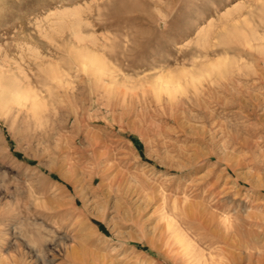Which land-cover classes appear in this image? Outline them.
<instances>
[{
    "label": "rangeland",
    "instance_id": "1",
    "mask_svg": "<svg viewBox=\"0 0 264 264\" xmlns=\"http://www.w3.org/2000/svg\"><path fill=\"white\" fill-rule=\"evenodd\" d=\"M223 24L235 29L222 31ZM208 29L222 33L203 39ZM67 46L104 57L122 91L79 72ZM223 59L234 67L229 79L206 82L195 105L194 90L179 94L190 136L173 121L175 109L140 86ZM52 60L71 86L47 78L43 67ZM0 77V103L9 110L7 121L0 118V264L21 253L22 264H182L171 223L216 242L207 264H264V0H0ZM208 86L219 96L208 97ZM23 87L45 98L39 119L13 101ZM233 96L243 104L218 103ZM211 150L229 158H203ZM97 162L132 182L139 201L129 218L109 209L106 220L90 222L67 204L73 188L58 172L76 170L87 187ZM100 181L98 197L109 191ZM184 210L191 219L180 226ZM91 211L103 214L100 205Z\"/></svg>",
    "mask_w": 264,
    "mask_h": 264
},
{
    "label": "bare ground",
    "instance_id": "2",
    "mask_svg": "<svg viewBox=\"0 0 264 264\" xmlns=\"http://www.w3.org/2000/svg\"><path fill=\"white\" fill-rule=\"evenodd\" d=\"M251 13V12H250ZM230 16V15H229ZM235 16V15H234ZM233 16V18H235ZM237 16V15H236ZM231 18V17H230ZM261 19V18H260ZM230 21V20H229ZM233 22V20H232ZM237 22V20L235 21ZM229 23V22H228ZM240 23V22H238ZM245 23V22H244ZM231 24V23H229ZM252 24V23H251ZM250 24V25H251ZM224 25V24H223ZM225 26V25H224ZM256 26V25H255ZM235 26H228L226 25L222 31H229V29H235ZM246 27V25H245ZM213 28V27H211ZM217 28V27H215ZM255 28V27H254ZM238 29V28H237ZM212 30V29H211ZM217 30V29H216ZM239 31V29H238ZM255 31V30H253ZM221 30L216 33L212 31H205L203 39L205 37H209L211 34H219ZM234 32V31H233ZM236 32V30H235ZM242 30L240 29V34H242ZM170 33V32H169ZM222 33V32H221ZM237 33V32H236ZM174 34V33H173ZM175 35V34H174ZM212 35V36H213ZM238 35V34H237ZM239 36V35H238ZM245 36V35H244ZM242 36L241 38H244ZM215 37V36H214ZM219 37V35H218ZM236 37V36H235ZM212 38V37H211ZM208 38V39H211ZM88 39V38H87ZM201 39V38H200ZM216 39V38H215ZM219 39V38H218ZM217 39V40H218ZM244 40H246L244 38ZM248 40V37H247ZM250 40V39H249ZM90 41V40H89ZM224 41V40H223ZM121 43V42H120ZM216 43V42H215ZM66 44H68L66 42ZM96 44V42L94 43ZM99 44V43H97ZM209 44V42H208ZM214 44V43H213ZM64 45V44H63ZM73 45V44H72ZM137 45V44H136ZM148 45V44H147ZM95 46V45H94ZM97 46V45H96ZM248 46V45H247ZM90 47V46H89ZM199 47V46H198ZM61 48V47H60ZM68 48V46L66 47ZM111 49V48H110ZM208 49V48H207ZM211 49V48H210ZM213 49V48H212ZM113 53V52H112ZM68 57L72 60L73 64L77 67V70L87 76L89 78H92L97 84H108L107 88L109 90H112L114 93L120 89L118 88V81H117V75H115V71L113 67L110 66L102 57L99 55L97 52H94L92 50H89L88 48H83V47H77V46H71L67 50ZM116 56V55H115ZM122 58V57H121ZM225 59V58H224ZM216 60V61H210V62H205L200 65H195V70H190V69H182V70H176L169 71L167 73H162L157 75L153 80L146 81L144 83H141L140 86L143 88V92L145 91L146 93L151 94V96H155L154 98L158 103H162L165 101L166 105H169L170 108H174L175 110L173 111L172 118L173 121L175 122L177 127H179V131L185 136L189 135L190 132L186 129V127L180 123L179 116H178V109H183V107L186 105L185 101L181 100L180 95H188L189 90L192 89L194 90L193 98L189 97L190 101L194 103L195 101H199L201 93H202V88L205 87L206 82H211V83H216L220 82V79H225L227 78L226 76L230 73L231 67H233L230 63H228L226 60ZM229 60V59H228ZM230 62V61H229ZM257 63V62H255ZM249 66V65H248ZM258 66V65H257ZM234 68V67H233ZM69 69V68H68ZM74 70V69H73ZM233 70V69H232ZM43 72L46 74L47 78L49 77L51 82L56 83L59 86H64L65 84L71 86L74 82L68 81L66 78L67 74L65 73L64 66L57 62H49L43 67ZM70 74V73H69ZM77 75V74H75ZM232 75V73H231ZM239 76V75H238ZM28 77V76H27ZM85 77V76H84ZM105 77L109 78V81H105ZM119 77V76H118ZM241 77V76H240ZM243 77V75H242ZM1 78V77H0ZM8 79V78H7ZM229 79V78H227ZM1 80V79H0ZM17 80V79H16ZM46 80V79H45ZM236 80V79H235ZM224 81V80H223ZM3 82V81H2ZM17 82V81H16ZM19 82V81H18ZM24 82V81H23ZM93 82V81H92ZM25 83V82H24ZM27 83V82H26ZM25 83V84H26ZM225 83V82H224ZM20 84V83H19ZM28 84V83H27ZM37 84V83H36ZM123 84V82H122ZM121 84V85H122ZM218 84V83H217ZM234 84V83H232ZM49 85V84H48ZM91 85V84H90ZM125 85V84H124ZM210 85V83H209ZM213 85V84H211ZM238 85V84H237ZM4 86V85H3ZM23 86H25L23 84ZM51 86V85H50ZM84 85H82L83 87ZM99 86V85H98ZM222 86V83H221ZM228 86V85H227ZM16 87V86H15ZM14 87V89H15ZM26 87V86H25ZM29 87V86H28ZM20 88L17 91L15 90V94L13 97V101L17 104V107H26L27 105H30V110L32 111V119H39L46 111L47 103L45 101V98L42 96V94L38 91H35L34 89L29 88ZM35 87V86H34ZM40 87V86H39ZM92 87V86H90ZM103 87V86H102ZM212 86L206 87L207 91V96L210 98H213L216 95V92L214 89L211 88ZM220 87V86H217ZM223 87V86H222ZM85 88V87H84ZM3 89V88H2ZM5 89V88H4ZM76 89V87H75ZM82 89V88H81ZM89 89V88H88ZM101 89V88H100ZM123 89V88H122ZM127 92H128V88ZM218 89V88H217ZM230 89V88H229ZM69 90V89H67ZM72 90V89H71ZM92 90V89H91ZM96 90V89H95ZM94 90V91H95ZM105 90L106 87H105ZM121 90V89H120ZM3 90L2 92H4ZM49 91V90H48ZM52 91V90H50ZM97 91V90H96ZM122 91V90H121ZM126 91V90H125ZM221 91V90H220ZM232 91V90H231ZM11 92V91H9ZM55 92V91H54ZM72 92V91H71ZM93 92V91H91ZM126 92V93H127ZM142 92V94H143ZM14 93V92H12ZM59 93V92H58ZM125 94V93H122ZM180 94V95H179ZM1 95V94H0ZM13 95V94H12ZM114 95V94H113ZM131 95V94H129ZM144 95V94H143ZM164 95L167 96L168 99H164ZM180 96V98L178 97ZM232 95H234L232 93ZM54 96V95H53ZM126 96V95H124ZM134 95H131V97ZM185 96V97H186ZM219 96V95H216ZM10 97V96H9ZM75 97V96H74ZM129 97V96H128ZM178 97V98H177ZM53 98V97H52ZM153 98V97H152ZM231 98V97H230ZM254 98V97H253ZM77 99V98H76ZM79 99V98H78ZM132 98H130L131 100ZM136 100V98H133ZM144 99V98H143ZM187 99V98H186ZM6 101V100H5ZM10 101V100H9ZM139 101V100H138ZM137 101V102H138ZM155 101V102H156ZM1 102V100H0ZM78 102V101H77ZM142 102V101H141ZM217 102V100H216ZM257 102V101H256ZM12 103V102H10ZM14 103V104H15ZM197 103V102H196ZM218 103L227 107L231 106L234 103L242 105V100L239 98H236V96H233V99L231 102L224 101L221 98H219ZM54 104V103H53ZM139 104V102H138ZM163 104V103H162ZM202 104V103H201ZM257 104V103H256ZM12 105V104H11ZM198 105V104H197ZM255 106V105H253ZM222 107V106H221ZM232 107V106H231ZM242 107V106H241ZM244 107V106H243ZM242 107V108H243ZM5 106L0 103V118L4 120H8L7 112L9 110H6ZM19 109V108H18ZM222 109V108H221ZM251 109V108H250ZM258 109V108H257ZM246 110V109H245ZM170 111V112H172ZM247 111V110H246ZM258 111V110H257ZM223 112V111H222ZM20 113V112H19ZM47 113V112H46ZM45 113V114H46ZM209 113V112H208ZM55 114V113H54ZM9 115V113H8ZM28 116V115H27ZM43 116V115H42ZM217 116V115H216ZM126 117V116H125ZM212 117L210 114L209 118ZM43 118V117H42ZM41 118V119H42ZM128 118V117H127ZM120 119V118H119ZM169 119V118H168ZM216 119V118H215ZM37 121V120H36ZM35 121V122H36ZM41 125V124H40ZM178 131V132H179ZM196 132V131H195ZM240 132V131H239ZM238 133V132H237ZM236 133V134H237ZM190 136V135H189ZM192 136V135H191ZM218 152V151H217ZM216 151H208V153L203 154V158H211L212 156H217L218 162H222L225 158L228 159L229 155L227 156H218ZM202 153V152H201ZM202 155V154H201ZM201 158V157H200ZM205 158V159H206ZM217 162V161H216ZM229 163V162H227ZM43 165V163H42ZM72 165V164H71ZM70 165V167H71ZM75 165V164H74ZM228 165V164H227ZM231 165V164H230ZM229 166V165H228ZM118 167V166H117ZM116 167V168H117ZM45 168V167H44ZM48 168V166H47ZM51 168V167H49ZM91 172L89 174V184H87V187L80 186V180L79 178L76 177L78 172L74 170V172L70 175L61 173L62 171L58 172L59 176L61 177L62 180H64L66 183L72 186L73 192H68L70 196V200L67 201V204L72 207L74 211L80 210L87 218L88 221H92V219L95 220H106V211L109 209L111 211H114L121 219H127L132 215L134 208L136 207L139 199L136 197L135 191L132 189V182L129 181V179L125 176V174L120 173L118 171L113 170L112 168H109L105 171L101 170L98 162L97 164L95 163V166L91 167ZM119 168V167H118ZM227 168V167H226ZM52 169V168H51ZM50 169V170H51ZM54 169V168H53ZM78 169V168H77ZM234 169V167H233ZM57 171V170H56ZM51 172H55L54 170H51ZM56 173H54L55 175ZM97 180H107L108 182V188L109 190L106 193L102 192V196L98 197V194L100 193V190L104 185L102 183L99 184V186L94 187V184ZM132 180V178H131ZM100 181V182H101ZM257 187V185H255ZM262 187V186H260ZM67 189V188H66ZM106 191V190H105ZM60 197L66 198V192L60 191ZM101 198V199H99ZM101 201V202H100ZM55 208L60 209L64 206V203L62 200H60L59 197L57 199H54L53 201ZM102 206L103 209V214H95L93 213L94 211H91V208L95 209L96 206ZM138 208H136L137 210ZM183 215V220H181L180 226L187 225V219H191V213L189 211H182ZM72 213V212H71ZM77 213V212H76ZM113 218L115 216H112ZM111 217V218H112ZM201 217V216H200ZM12 220V219H11ZM10 220V221H11ZM15 220V219H14ZM113 220V219H112ZM200 221V220H199ZM14 222V221H13ZM19 222V221H18ZM12 223V222H11ZM207 223V222H206ZM17 224V223H16ZM82 224V223H81ZM85 225V223H83ZM82 224V226H83ZM189 225V224H188ZM208 225V224H206ZM20 226V224H19ZM174 224H169L168 227L172 230L171 236L174 238L171 247L175 248L178 250L177 258L182 264H207V255L206 251L210 250L211 247L216 243L212 238L210 239L207 235H202L201 233L193 230L192 228L190 229V233H183L179 228H175ZM177 226V225H176ZM211 226V225H210ZM87 227L86 225L83 227ZM16 228V227H15ZM41 228V227H40ZM203 228V227H202ZM23 229V228H21ZM86 229V228H85ZM206 231L209 230L208 226H205L204 228ZM211 229V227H210ZM93 230V229H92ZM91 232V236H94L95 233L93 231ZM116 230V229H115ZM205 230L203 232H205ZM23 231V230H22ZM185 231V230H184ZM210 231V230H209ZM208 231V232H209ZM213 231V230H212ZM26 232V231H25ZM20 233V232H19ZM29 233V232H28ZM168 233V232H167ZM211 233V232H210ZM27 236V235H26ZM31 236V235H30ZM35 236V235H34ZM38 236V235H37ZM170 236V237H171ZM218 236V235H217ZM20 237V236H19ZM41 237V236H40ZM46 237V236H45ZM96 237V236H95ZM169 237V238H170ZM44 238V237H43ZM24 239V238H23ZM40 239V238H39ZM89 239V238H88ZM94 240V237L92 238ZM46 240V239H45ZM168 240V239H167ZM30 242V241H29ZM28 242V243H29ZM169 243V241H168ZM46 244V243H45ZM25 245V244H24ZM23 245V247H24ZM33 245V244H31ZM36 245V244H35ZM49 245V244H48ZM37 246V245H36ZM27 248V247H26ZM33 248V247H32ZM16 250V249H15ZM20 250V249H19ZM38 250V249H36ZM35 250V251H36ZM13 252V251H12ZM22 252V251H21ZM38 253V252H37ZM36 254V253H35ZM25 255V254H24ZM22 253L18 256L16 255L13 257L10 261L9 264H22L23 263V257ZM34 255V254H33ZM39 255V254H38ZM37 255V256H38ZM10 256V255H9ZM26 256V255H25ZM40 256V255H39ZM211 256V255H209ZM215 257V256H214ZM213 257H211L212 259ZM36 259V258H35ZM34 259V260H35ZM175 259V258H174ZM210 259V258H209ZM3 260V259H2ZM5 261V260H4ZM3 261V263H4ZM212 261V260H210ZM216 264V263H215Z\"/></svg>",
    "mask_w": 264,
    "mask_h": 264
}]
</instances>
